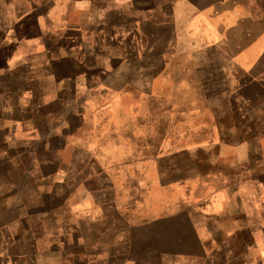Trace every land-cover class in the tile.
I'll return each mask as SVG.
<instances>
[{
    "label": "crops",
    "instance_id": "1",
    "mask_svg": "<svg viewBox=\"0 0 264 264\" xmlns=\"http://www.w3.org/2000/svg\"><path fill=\"white\" fill-rule=\"evenodd\" d=\"M100 23L124 29V37L104 34L96 39ZM18 27H24L23 34ZM70 39L81 45L76 57H83L85 64L100 57L95 44L104 41L114 46L103 56L112 62L124 59V66L137 76L145 74L143 67L151 62L148 73L152 70L153 76L168 69L196 78L188 84L205 104L218 96L224 107L226 102L232 108L247 105L251 133L256 134L252 136L264 134V0H0V160L3 154L17 160L0 161V264H180L194 258L205 264L223 262L222 249L217 257L209 254L205 236L226 229L191 226L186 239L178 236L175 226L161 227L186 207L177 210L169 202L168 210H162L159 203L146 216L137 211L138 201L124 207V180L116 185L82 178L71 165L49 160L42 165L47 171L33 177L36 165L25 156L32 148L19 147L13 153L5 145L6 133L17 130L27 140L32 131L42 140L62 142L80 124L79 87L72 79L62 83L65 76L77 73L65 70L63 62L75 55L50 57L46 51ZM146 43L153 46L147 48ZM22 44L23 55L16 50ZM38 45L43 50L38 51ZM53 116L66 122L68 130L63 125L56 130ZM176 154L184 156V162H170L172 169L180 166L187 172L213 163L206 157L191 163L188 150ZM148 226L153 244L142 239ZM256 227L257 221L248 229L254 244ZM231 261L242 262L238 255Z\"/></svg>",
    "mask_w": 264,
    "mask_h": 264
},
{
    "label": "rangeland",
    "instance_id": "2",
    "mask_svg": "<svg viewBox=\"0 0 264 264\" xmlns=\"http://www.w3.org/2000/svg\"><path fill=\"white\" fill-rule=\"evenodd\" d=\"M102 26V23L98 25L97 31L101 34L96 39L104 34L124 37L121 35L124 29ZM17 29L23 34L24 27ZM59 32L63 33V28L60 27ZM95 45L100 57L90 60L89 64H85L83 57H76L81 45L71 39L46 47L50 57L57 53L59 56L64 53L65 57L75 55L63 62L65 70L77 73L61 81L68 84L72 79L79 87L81 121L78 127L68 131V138L62 142L60 139L42 140L32 131L31 140H27L22 131L7 132L8 149L15 153L19 147L32 148L25 156L26 162L36 165L33 177L47 171L42 165L49 160V163L71 165L70 170H79L76 172L82 178H99L116 185L124 180V207L138 201L137 211L146 216L155 211L159 203L162 210L165 206L168 210L169 202L174 203L177 210L186 207V212L171 223L167 220L161 225L162 228L175 226L180 238L191 236L188 229L191 226L226 229L223 234L205 236L209 254L217 257L219 249L224 253V257H220L223 262L214 260V264H264V134L254 137L256 134L251 133L254 125L247 105L232 108L226 102L224 107L218 96L210 97V102L205 104L200 93L191 90L188 84L195 83L196 78L171 74L168 69L153 76L152 70L148 73L151 62L143 67L146 73L137 76L133 68L124 66V59L112 62L103 56L106 48L111 50L114 44L99 41ZM147 46L153 43H146ZM16 50L23 55L24 44ZM37 50L43 47L38 45ZM86 68L93 70H84ZM122 70L130 73L122 75ZM31 110V106L25 108L28 115ZM53 117L52 126L56 130L61 131L62 125L68 130L66 122ZM11 134L19 138L13 139ZM185 150L190 151L187 159L191 163L206 157L213 162L212 166L207 161L196 170L186 172L180 166L172 169L170 162L176 165L184 162V156L176 153ZM255 151L263 154H255ZM15 157L3 154L0 161L16 164ZM7 186L3 185L2 189ZM8 203L15 202L8 200ZM255 221L257 243L254 244L248 229L250 223L254 229ZM142 231V239L153 244L152 227ZM254 245L258 249L255 250ZM236 255L242 262L231 261ZM179 263L205 264L199 258Z\"/></svg>",
    "mask_w": 264,
    "mask_h": 264
}]
</instances>
